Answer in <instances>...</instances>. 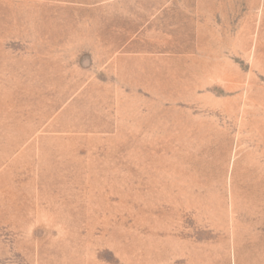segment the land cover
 I'll return each instance as SVG.
<instances>
[{
    "label": "rangeland",
    "instance_id": "obj_1",
    "mask_svg": "<svg viewBox=\"0 0 264 264\" xmlns=\"http://www.w3.org/2000/svg\"><path fill=\"white\" fill-rule=\"evenodd\" d=\"M0 264H264V0H0Z\"/></svg>",
    "mask_w": 264,
    "mask_h": 264
}]
</instances>
